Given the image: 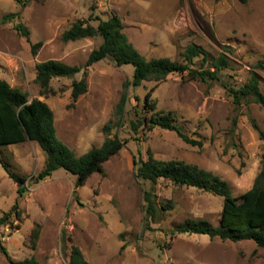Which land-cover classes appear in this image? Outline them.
<instances>
[{
    "label": "rangeland",
    "instance_id": "rangeland-1",
    "mask_svg": "<svg viewBox=\"0 0 264 264\" xmlns=\"http://www.w3.org/2000/svg\"><path fill=\"white\" fill-rule=\"evenodd\" d=\"M11 13L20 17L5 23L4 16ZM113 15L121 18L129 41L148 59L183 63L185 50L198 45L212 59L226 54L229 68L220 72V81L172 74L160 83L132 87L122 126H116L115 114L123 83L133 78L130 65L118 67L112 59L92 65L88 92L74 105L73 83L83 72L53 79L54 93L42 96L36 82L38 64L58 60L84 67L103 43L101 36L65 42L63 34L79 21L97 27ZM20 23L29 29L30 41L16 30ZM38 43L41 47L34 53ZM192 67L213 70L202 57ZM253 76L264 93V0H34L26 7L20 0H0V80L26 92L29 100L46 102L59 138L78 156L100 148L108 138L125 142L104 164L105 173L93 174L79 188L76 176L63 169L36 184L46 162L37 143L0 146V157L28 177L27 192L20 197L18 185L0 163V219L16 203L23 213L20 220L13 214L8 225L0 226V241L11 259L70 264L77 246L92 264H264V248L253 241L172 234L192 220L219 226L221 196L160 179L154 186L159 213L155 219L148 217L144 194L153 185L137 176L136 166L152 151L158 160L184 161L220 176L235 197L249 191L264 155V141L252 122L264 131V108L236 105L226 85L241 88ZM152 89L155 112H173L175 123L202 147L160 127H133L132 122L150 118L145 96ZM110 121L113 128L106 133ZM37 225L40 237L34 244ZM0 264H10L1 247Z\"/></svg>",
    "mask_w": 264,
    "mask_h": 264
},
{
    "label": "trees",
    "instance_id": "trees-1",
    "mask_svg": "<svg viewBox=\"0 0 264 264\" xmlns=\"http://www.w3.org/2000/svg\"><path fill=\"white\" fill-rule=\"evenodd\" d=\"M34 0H20L24 7ZM20 17V13L5 15L3 21L10 22ZM16 30L30 41V31L18 24ZM101 36L102 45L94 50L84 67L71 66L62 61L49 60L36 66V82L41 88V95L53 94L51 82L56 78H73L83 72L84 77L80 81H74L72 87L73 105L81 96L88 92L89 68L105 59H112L118 67L130 65L134 68L132 80L123 83V93L116 109L118 122L116 126L123 125L129 91L140 88L144 82L160 83L172 75L180 74L190 80L202 82L221 80L220 72L229 68L230 61L226 54H221L218 59H212L209 54L198 45L189 46L183 53L184 62L174 61L170 58H151L144 56L128 39L124 33V25L118 15H113L107 21H100L97 27L83 21L75 23L72 28L63 34L65 42L77 41L85 38ZM41 43L33 45L36 53ZM199 57L203 63L211 62L212 69H195L193 64ZM229 93L234 97L236 105L243 102L255 103L264 108V93L260 88V81L253 76L249 83L241 88L226 85ZM153 89L145 96V107L150 118L145 116L139 122H132L133 127L154 129L160 127L177 133L185 142L193 146H203L184 133L183 127L175 123L173 112H155L156 102L153 98ZM253 126L264 141V131L254 123ZM113 128L112 121L108 122L105 132L109 133ZM27 141L37 143L46 154L45 167L37 177L36 184L51 177L54 172L63 169L76 176V186H84L88 179L95 173L104 174V164L114 155L120 152L125 142L120 138H108L100 148L92 149L78 156L57 133L55 115L52 108L40 99L29 100V95L19 88L12 87L7 81L0 80V146L18 145ZM0 163L10 178L18 185L20 197L27 192L25 183L28 177L13 171L9 164L0 157ZM137 176L153 187L146 191L144 199L148 217L155 219L159 209L155 200L154 186L160 179L168 180L177 186L197 188L224 198V205L219 226H214L207 220H192L180 225L173 230V235L200 234L207 235L211 240L220 239L234 243L253 241L259 248H264V155L261 162V170L255 179L253 187L240 197H235L229 184L220 176L188 164L180 160H158L152 151H149V159L136 163ZM166 205L164 208L167 209ZM15 214L20 220L23 216L19 203H16L10 212L0 219L1 225H8V219ZM40 237V225H37L32 233L34 244ZM2 252L7 256L10 264H40L35 258L24 261H14L7 249L0 241ZM70 264H92L88 262L81 249L72 248Z\"/></svg>",
    "mask_w": 264,
    "mask_h": 264
}]
</instances>
